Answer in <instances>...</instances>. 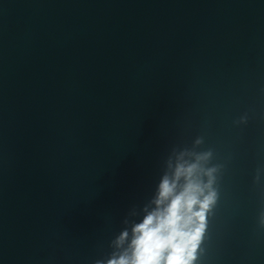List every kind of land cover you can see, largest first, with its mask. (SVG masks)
Segmentation results:
<instances>
[{"label":"water","instance_id":"water-1","mask_svg":"<svg viewBox=\"0 0 264 264\" xmlns=\"http://www.w3.org/2000/svg\"><path fill=\"white\" fill-rule=\"evenodd\" d=\"M185 149L195 264H264V0H0V264L106 259Z\"/></svg>","mask_w":264,"mask_h":264},{"label":"clouds","instance_id":"clouds-1","mask_svg":"<svg viewBox=\"0 0 264 264\" xmlns=\"http://www.w3.org/2000/svg\"><path fill=\"white\" fill-rule=\"evenodd\" d=\"M212 155L211 149H185L169 158L142 218L122 229L110 242L113 251L94 264H195L207 215L218 200V166H207ZM136 214L134 209L131 215ZM260 223L264 226V213Z\"/></svg>","mask_w":264,"mask_h":264}]
</instances>
